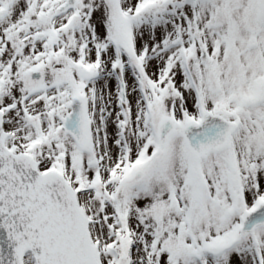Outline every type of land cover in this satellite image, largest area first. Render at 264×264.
Listing matches in <instances>:
<instances>
[{
  "label": "snow or ice",
  "instance_id": "obj_1",
  "mask_svg": "<svg viewBox=\"0 0 264 264\" xmlns=\"http://www.w3.org/2000/svg\"><path fill=\"white\" fill-rule=\"evenodd\" d=\"M0 264H264V0H0Z\"/></svg>",
  "mask_w": 264,
  "mask_h": 264
}]
</instances>
